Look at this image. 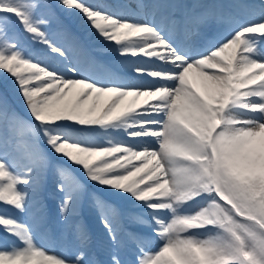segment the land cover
Segmentation results:
<instances>
[{"label": "snow or ice", "instance_id": "6c2138e0", "mask_svg": "<svg viewBox=\"0 0 264 264\" xmlns=\"http://www.w3.org/2000/svg\"><path fill=\"white\" fill-rule=\"evenodd\" d=\"M54 7L119 61L71 58ZM0 73L26 110L0 93V206L26 218L0 208V264H264V0H0ZM49 176L70 255L38 242Z\"/></svg>", "mask_w": 264, "mask_h": 264}, {"label": "rangeland", "instance_id": "374dc122", "mask_svg": "<svg viewBox=\"0 0 264 264\" xmlns=\"http://www.w3.org/2000/svg\"><path fill=\"white\" fill-rule=\"evenodd\" d=\"M90 1H95V0H90ZM47 3L51 4V2L49 0H46ZM127 1L126 0H110V3L109 4H112L114 6H122V5H125L124 3H126ZM128 4H133V2H128ZM53 5V4H51ZM53 11L56 12L57 14V10L56 8L54 7L53 8ZM70 19H72L74 21V25H76L77 28H81L84 29V34L85 36H89V39L88 41L91 43V45L95 48V49H98V51L100 52V54L102 56H104L107 60V64L109 65H112V64H115L119 61V57L117 56V54L111 50V46L110 45H106L104 44L99 37L95 36L94 33L91 32L90 29L87 28L86 25L83 24V22L78 18V17H70ZM63 26H67V24L65 25V22L63 21ZM71 29L74 30V28L71 27ZM56 32V33H55ZM52 33H53V39L56 40L58 43H61V44H64L66 46V42L64 41V35L63 33L61 32V27L57 26V25H53L52 27ZM74 35H77L76 31H74V33L72 32V37ZM88 38V37H87ZM67 40V39H66ZM76 41L78 42V45L81 47V50H83L84 52V49H85V45L83 43V40L82 39H79L77 37ZM34 53H36V55L38 56L39 55V46H34L32 47L31 49ZM82 52V53H83ZM72 54H75V52L73 51ZM71 55V53H70ZM0 93H4L8 96V99H9V103L12 105V107H14L17 111H19L22 115H26V110L23 108V102L21 101V99L19 98V94L16 93L14 91V86L12 85V81L10 79H6L4 77V74L3 73H0ZM69 167H71V165H69ZM82 177H85L83 172L79 169H77ZM51 176L48 177L47 181L45 182L44 184V191L46 190H49V188L52 186V183L50 182L51 181ZM84 183L89 186H93V184L88 181L86 178H84ZM89 192L91 193L92 191V187H89L88 188ZM93 192L95 193V190L93 189ZM86 199V202H87V206L85 207L88 208L86 209V212L90 211L91 207L89 206V202H88V197L86 196L85 197ZM116 200L120 201H126L127 199L125 198H119L116 196L115 198ZM51 202V206H54L56 207V200L55 199H51L49 200ZM90 201V199H89ZM82 205V204H81ZM0 208H3V210L7 213V214H10V215H15V213L17 214H20L18 212H16L14 209H11V208H7L5 206H0ZM57 208V207H56ZM53 209V208H52ZM13 211V212H11ZM46 211V219L44 220V222L42 223V228L43 230H45V232H47V234L49 235H52L51 232H50V222L53 220L51 219V212H47ZM55 214V221L53 222L54 224V235L55 237L57 238L56 240L58 241V243L60 242V245L61 244H65V242H62L64 241L66 238V235H67V232H68V229H69V225H66L60 218L59 214H58V210L54 213ZM33 215L35 217L38 218L39 216V207H38V203L35 205L34 207V210H33ZM91 215V214H89ZM26 219V218H24ZM71 223V222H69ZM95 224L97 225L98 228H100V225L98 222H95ZM44 234L45 233H41L39 232V235H38V242H41L43 243V245L47 248V243L43 242V239H44ZM5 236V234L3 233L2 230H0V238H3ZM9 241H12L14 240L13 237H6ZM18 243V241H17ZM48 249V248H47ZM49 251H55V250H49ZM57 252V251H56Z\"/></svg>", "mask_w": 264, "mask_h": 264}, {"label": "bare ground", "instance_id": "6f19581e", "mask_svg": "<svg viewBox=\"0 0 264 264\" xmlns=\"http://www.w3.org/2000/svg\"><path fill=\"white\" fill-rule=\"evenodd\" d=\"M134 211H139V209L137 208L136 210H132V212H134Z\"/></svg>", "mask_w": 264, "mask_h": 264}]
</instances>
